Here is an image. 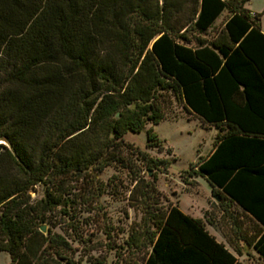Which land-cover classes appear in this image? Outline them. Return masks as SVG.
<instances>
[{"label": "trees", "instance_id": "16d2710c", "mask_svg": "<svg viewBox=\"0 0 264 264\" xmlns=\"http://www.w3.org/2000/svg\"><path fill=\"white\" fill-rule=\"evenodd\" d=\"M249 1L0 0V252L9 264H81L96 250L79 216L104 211L101 175L112 166L131 177L127 199L142 212L119 247L133 259L118 262L237 263L201 219L159 206L140 167L148 177L169 162L125 140L164 119L165 92L218 131L184 182L201 175L241 208L251 227L234 222L236 240L264 260V32ZM224 12L223 27L204 37ZM147 133V147L161 151ZM71 241L85 245L79 258Z\"/></svg>", "mask_w": 264, "mask_h": 264}, {"label": "rangeland", "instance_id": "374dc122", "mask_svg": "<svg viewBox=\"0 0 264 264\" xmlns=\"http://www.w3.org/2000/svg\"><path fill=\"white\" fill-rule=\"evenodd\" d=\"M247 9L252 13L261 14L260 26L264 32V0H250ZM227 17L228 14L224 12L214 27L203 36L208 37L221 29ZM159 98V105L165 114L164 119L157 125H148L140 133L128 132L125 140L149 153L154 159L168 161L169 165L166 170L162 167V172L152 171L150 177H147V171L142 166L140 167L143 170L141 175L145 179L149 178L156 185L161 193L159 206L162 208L167 207L169 202L177 205L184 214L201 219L209 233L222 242L228 243L235 237L238 238L234 224L232 225L230 220L231 215L222 210L225 207L224 202L218 201L213 193L217 189L201 175L188 178V183L184 182L182 177L183 172L190 170L201 156L211 153L218 133L217 129L209 127L200 118L189 114L182 102L170 92L163 93ZM150 128L161 142V147H163L161 151L158 147H147V131ZM101 180L104 184L107 182L109 184L101 199L104 211L102 213L97 211V215L82 213L79 216L80 222L84 219L87 223V225L81 224L80 226L83 230V237L87 238L91 234L90 240L96 245V250L82 257L81 264H121L117 261V256H123L126 261L133 259L119 248L123 240L127 238L129 228L136 226L142 217V212L138 208L134 210L130 207L127 199L131 177L127 175L126 170L112 166L101 175ZM37 190L39 191L40 188ZM38 194L41 195L40 192ZM32 196L35 197V193ZM59 222L62 223L63 220ZM243 223L250 231L251 224L248 220H244ZM50 228L52 232L62 234L59 225ZM71 243L73 247L79 248L76 253V258H79L80 251L84 250L82 248L85 245L72 241ZM244 246L247 252L243 256L245 262L242 264H264V260H259L255 252L254 256L257 259L250 258L249 247L246 244ZM234 254L237 255L235 252ZM9 263V254L0 252V264Z\"/></svg>", "mask_w": 264, "mask_h": 264}, {"label": "crops", "instance_id": "0c3cea01", "mask_svg": "<svg viewBox=\"0 0 264 264\" xmlns=\"http://www.w3.org/2000/svg\"><path fill=\"white\" fill-rule=\"evenodd\" d=\"M225 204H228L227 201H225ZM224 204V208L222 209L224 213H227L228 215H231V223L232 225L234 224V222H236L238 225H242L243 224V221L244 220H249L248 217L243 214L242 212V209L239 208L238 206L236 205H231V206H226ZM193 218V217H192ZM196 219V218H195ZM205 228H206V225H205ZM235 228V226H234ZM207 230V228H206ZM208 231V230H207ZM209 232V231H208ZM210 234V233H209ZM211 235V234H210ZM213 236V235H212ZM216 241L218 242L219 240V243L223 244L226 246L227 249H229L230 252H232L234 254V251L232 250V248L230 247V244L229 243H235V245L237 246V248L241 251V254L242 255H235V257L237 258V263L236 264H242V262L244 263L245 261L243 260V256L245 255V253L247 252V249L246 247L244 246V243L241 242V241H237L236 240V237L233 239V240H230L228 241V243H225V242H222V240H220L219 238H217L216 236H213ZM218 239V240H217ZM248 251H249V256L250 258L256 260V256H254V250L252 248H248ZM256 253V252H255ZM258 259L260 260L258 254L256 253Z\"/></svg>", "mask_w": 264, "mask_h": 264}, {"label": "water", "instance_id": "95a60500", "mask_svg": "<svg viewBox=\"0 0 264 264\" xmlns=\"http://www.w3.org/2000/svg\"><path fill=\"white\" fill-rule=\"evenodd\" d=\"M148 176L149 177L151 176V172L148 173ZM216 198H217L218 201L220 200V198L218 196H216ZM41 231L45 233L46 232V227L45 226L41 227Z\"/></svg>", "mask_w": 264, "mask_h": 264}]
</instances>
